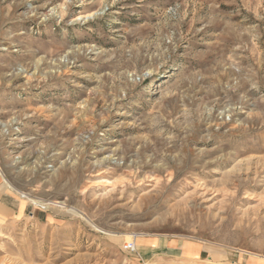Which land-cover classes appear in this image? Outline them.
I'll return each instance as SVG.
<instances>
[{
	"label": "rangeland",
	"instance_id": "1",
	"mask_svg": "<svg viewBox=\"0 0 264 264\" xmlns=\"http://www.w3.org/2000/svg\"><path fill=\"white\" fill-rule=\"evenodd\" d=\"M0 183V264H264V0H0Z\"/></svg>",
	"mask_w": 264,
	"mask_h": 264
},
{
	"label": "crops",
	"instance_id": "2",
	"mask_svg": "<svg viewBox=\"0 0 264 264\" xmlns=\"http://www.w3.org/2000/svg\"><path fill=\"white\" fill-rule=\"evenodd\" d=\"M3 186L1 185V183H0V197L2 196V194H3ZM163 243V241H162V239H159V242H158V245L159 244H162ZM177 244V245H176ZM163 245L164 246H166V247H169V248H173V249H175L177 246L179 247V251H180V253L181 254H186V252H187V249H189V247H191L193 250H195V249H197V247L196 246H194V244L193 245H190V246H186L185 245V243H183V242H181V243H176V242H173V241H170V240H167V241H165L164 243H163ZM198 252H199V250H197ZM186 258H188V259H194V255H186ZM250 264H257V263H255V262H250Z\"/></svg>",
	"mask_w": 264,
	"mask_h": 264
},
{
	"label": "built area",
	"instance_id": "3",
	"mask_svg": "<svg viewBox=\"0 0 264 264\" xmlns=\"http://www.w3.org/2000/svg\"><path fill=\"white\" fill-rule=\"evenodd\" d=\"M126 247L130 250H135V243L134 242H128L126 244Z\"/></svg>",
	"mask_w": 264,
	"mask_h": 264
},
{
	"label": "bare ground",
	"instance_id": "4",
	"mask_svg": "<svg viewBox=\"0 0 264 264\" xmlns=\"http://www.w3.org/2000/svg\"><path fill=\"white\" fill-rule=\"evenodd\" d=\"M58 204V203H57Z\"/></svg>",
	"mask_w": 264,
	"mask_h": 264
}]
</instances>
